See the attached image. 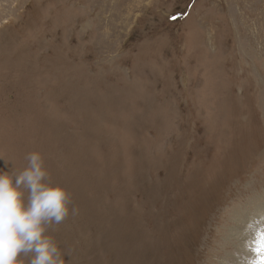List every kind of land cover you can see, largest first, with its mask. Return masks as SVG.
I'll use <instances>...</instances> for the list:
<instances>
[{"label":"rangeland","instance_id":"374dc122","mask_svg":"<svg viewBox=\"0 0 264 264\" xmlns=\"http://www.w3.org/2000/svg\"><path fill=\"white\" fill-rule=\"evenodd\" d=\"M33 151L66 264L258 262L264 0H0V169Z\"/></svg>","mask_w":264,"mask_h":264},{"label":"clouds","instance_id":"9594fccd","mask_svg":"<svg viewBox=\"0 0 264 264\" xmlns=\"http://www.w3.org/2000/svg\"><path fill=\"white\" fill-rule=\"evenodd\" d=\"M25 159L20 171L0 169V264H66L50 229L78 209L67 187L50 179L41 152Z\"/></svg>","mask_w":264,"mask_h":264},{"label":"snow or ice","instance_id":"6c2138e0","mask_svg":"<svg viewBox=\"0 0 264 264\" xmlns=\"http://www.w3.org/2000/svg\"><path fill=\"white\" fill-rule=\"evenodd\" d=\"M259 243L260 247L254 250L259 255V261H253L252 264H264V233H262V238Z\"/></svg>","mask_w":264,"mask_h":264},{"label":"bare ground","instance_id":"6f19581e","mask_svg":"<svg viewBox=\"0 0 264 264\" xmlns=\"http://www.w3.org/2000/svg\"><path fill=\"white\" fill-rule=\"evenodd\" d=\"M262 14V13H261Z\"/></svg>","mask_w":264,"mask_h":264}]
</instances>
